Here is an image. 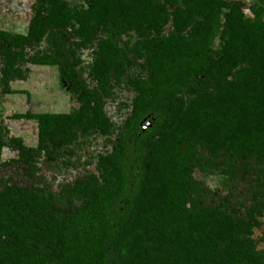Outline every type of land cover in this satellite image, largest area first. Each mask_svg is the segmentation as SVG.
Returning <instances> with one entry per match:
<instances>
[{"label":"trees","instance_id":"16d2710c","mask_svg":"<svg viewBox=\"0 0 264 264\" xmlns=\"http://www.w3.org/2000/svg\"><path fill=\"white\" fill-rule=\"evenodd\" d=\"M34 6L25 33L0 28L1 92H14L8 81L17 62L56 66L61 76L75 79L66 60L24 59L14 50L40 41L49 29L78 35L84 45L99 27L132 30L141 42L125 49L103 39L91 71L98 85L110 75L120 79L134 53L143 57L146 75L129 80L136 97L113 150L98 159L105 169L102 182L89 176L62 185L54 196L28 191L12 182V174L32 184L42 177L29 172L22 154L1 159L0 135V264L256 260L246 235L258 226L251 216L264 213V0L252 3V17L222 0H35ZM169 17L173 29L164 35ZM190 82L198 85L197 94L174 110ZM92 93L83 90L74 111H25L9 118L33 122L43 150L70 143L76 130L106 134L110 122ZM165 128L171 129L162 133ZM5 170L12 174L5 176ZM213 178L218 190L208 187ZM72 196L84 199L74 212L55 210Z\"/></svg>","mask_w":264,"mask_h":264},{"label":"rangeland","instance_id":"374dc122","mask_svg":"<svg viewBox=\"0 0 264 264\" xmlns=\"http://www.w3.org/2000/svg\"><path fill=\"white\" fill-rule=\"evenodd\" d=\"M34 1L0 0V28L15 33H25L34 15ZM68 1L79 3L83 0ZM222 1L229 8L239 11L243 17H252L250 8L255 0ZM167 9L171 11L173 7L167 6ZM172 29V19L169 17L163 34L166 35ZM103 39H112L118 46L125 48L134 44L138 45L143 37L138 36L132 30L99 27L92 41L84 45L83 39L78 35L69 31L49 29L40 41L14 49L21 51L24 59L49 55L66 60L74 66L76 77L73 80L67 79L61 76L56 66H36L28 61L17 62L11 67L8 88L14 92H1L0 90V135L3 143L1 159L14 160L22 154L23 163L29 168V172L42 177L40 183L32 184L31 181L19 176L14 179L11 173L12 182L27 186L28 191L44 196H54L60 191L62 185L74 184L89 176L95 177L99 182L103 181L105 169L99 165L98 159L113 150L112 143L124 127L136 97V92L130 86L129 80L146 75L143 57L133 53L126 64L125 75L120 79H115L110 75L107 84L98 85L91 68L97 44ZM0 47L3 48L2 45ZM2 69V55L0 54V70ZM213 85L214 83H211L209 86L211 92L214 91ZM85 89L93 91L92 97L100 104L105 117L110 122L109 131L106 134H101L97 130H76L74 139L70 143H59L43 150L37 148V128L33 122L9 118L14 113L25 111L44 113L77 110L81 107L78 96ZM197 89L198 85L195 82L183 86L172 108L180 110L181 105H185L197 94ZM170 129L165 128L162 133H167ZM156 138L145 146L143 150L145 157H148L150 145ZM16 145H19L20 150L15 147ZM25 170L20 168V171ZM2 174L7 176L10 170L2 171ZM207 184L209 188L219 189L217 178L208 180ZM83 202L84 199L81 196L62 198L55 205V210L67 216ZM251 217L258 226L246 235V243L249 254L253 255L256 260L253 259L245 264H264V213ZM36 248L46 250L41 244Z\"/></svg>","mask_w":264,"mask_h":264}]
</instances>
